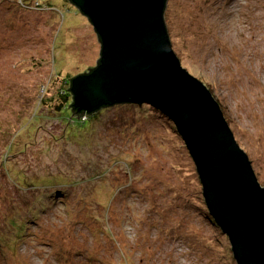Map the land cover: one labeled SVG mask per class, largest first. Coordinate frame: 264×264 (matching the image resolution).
Segmentation results:
<instances>
[{
  "label": "rangeland",
  "instance_id": "1",
  "mask_svg": "<svg viewBox=\"0 0 264 264\" xmlns=\"http://www.w3.org/2000/svg\"><path fill=\"white\" fill-rule=\"evenodd\" d=\"M164 21L181 67L218 103L264 188V0H167ZM99 53L94 29L72 4L0 0V162L16 134L10 155L24 144L30 147L12 162V170L26 165V173L60 170L90 180L85 190L96 196L88 202H104L105 215L112 216L105 227L112 236L100 235L102 253L94 262L83 253L61 261L50 242L67 220L58 203L50 206L46 198L51 209L29 219L18 261L11 256L6 264H236L227 237L214 227L197 193L202 186L181 137L176 130L165 134L172 128H164L160 115L151 117L147 106L145 118L132 126V111L109 109L92 136L97 140H80V149L55 140L64 128L56 115L35 104L56 95L64 80L95 67ZM94 165L102 176L88 174ZM126 171L132 174L126 177ZM15 195L14 183L0 168V199ZM39 227L47 232L41 235ZM63 233L56 241L65 239ZM73 242L80 252L87 249L81 238Z\"/></svg>",
  "mask_w": 264,
  "mask_h": 264
},
{
  "label": "water",
  "instance_id": "2",
  "mask_svg": "<svg viewBox=\"0 0 264 264\" xmlns=\"http://www.w3.org/2000/svg\"><path fill=\"white\" fill-rule=\"evenodd\" d=\"M68 1L101 45L98 66L71 81L75 103L87 114L146 104L165 115L194 162L206 209L235 263L264 264V188L218 103L174 54L164 21L167 0Z\"/></svg>",
  "mask_w": 264,
  "mask_h": 264
},
{
  "label": "trees",
  "instance_id": "3",
  "mask_svg": "<svg viewBox=\"0 0 264 264\" xmlns=\"http://www.w3.org/2000/svg\"><path fill=\"white\" fill-rule=\"evenodd\" d=\"M63 1L70 3L68 0ZM98 43L100 45L99 40ZM99 60L96 66L89 69L86 73H81L64 80L56 95H50L49 98L43 99L42 105L40 103L35 104L39 107L38 111L43 108L46 112H51L54 116L56 115L58 118L57 123L64 128V133L61 136H53L57 142L63 143L64 140L69 142L72 146L76 145L79 149L82 148V145H77L79 144V141H85L93 135L96 136L98 134L97 127L105 122L103 120L105 113H107L109 109H116L120 107H124L127 110L132 111L133 114L130 119H128L129 124L132 126L136 122L139 123L141 121L139 119L145 118L142 113H147V111L142 109V107L147 106V108L151 111V117H154V115H160L165 119L164 128L166 126L172 128V131L167 129L168 131H166L165 134H175L176 129L171 121L160 111L146 104H118L102 107L99 110L88 114L81 110L80 106L74 101L71 92V81L77 76L92 72L98 66ZM44 106L46 108H44ZM134 111L136 112L135 114ZM38 116L39 117H36L38 120H42L46 117L42 115ZM16 139H18L16 134H11V139L5 146V151L1 156L0 162V168L2 171H7L8 180L14 183L16 194L13 198L5 197L4 200H6V203L4 200L0 199V264L1 261L5 264L8 262L11 263V256L13 257V260L16 259L15 261H18L19 256L17 257V248L22 242L27 222L29 219L34 222L42 213V215H44L49 211V209H51L50 206L54 205V203H58L60 207L59 210L64 217L63 220H67L66 224H64V228L57 231L59 235H56L51 242L49 241L50 244L54 246V256H56L57 259H61V261L69 262L70 258L74 255H77L78 253V255H81V253H83V255L87 257H90V255L94 256L92 257V262H94L96 259L95 256L102 253L98 240L100 235L107 237H109V235L112 236V231L105 228L108 221L112 220V216L105 215L106 206L103 204L104 202L101 203L99 200L96 201V203H93L94 205L88 202L87 198L91 197V200H93L96 196L95 193L93 195V192H87V190H85L88 186L91 187V183H89L90 180L85 182V179H73L71 176H68V174L61 172L60 170L46 171L44 173H38L37 171L35 172L30 170L26 173V165H24L23 168L12 170V162L17 160L19 156L22 157L21 155L26 156L27 149L30 147L29 143L24 144V146L22 145L21 148H17L12 152V154L15 155H10L9 152L15 148L14 143ZM48 144L49 141L43 143L46 147ZM16 151L18 154H16ZM127 167L129 166L127 165ZM97 168L99 167H95L94 165V169L91 172H88V174L96 173L102 176V172H95L97 171ZM113 171L114 170H112V172ZM108 173H111V170ZM126 174L127 177L132 173L130 171H126ZM91 180L93 181L95 179L92 178ZM199 181L198 177V184H201ZM84 182L87 185L85 188H82L81 185ZM197 193L200 195L202 202H204V199L202 198V190L200 189V192L198 191ZM146 197L142 198L145 199ZM46 198L50 199V206L45 205L46 201L44 200ZM8 199L10 200L8 201ZM111 200H113L112 197ZM211 222L214 227L219 230L215 222L213 220H211ZM34 225L37 226L36 223H34ZM77 229L78 232H76ZM38 231L41 235L47 232L46 229L42 227H39ZM63 232H66L65 239L56 241V238H60V236L64 234ZM51 238H53V234H51ZM79 238L85 242L87 247V249L83 248L84 250L82 249V252H80V249L75 248L77 245L73 242L74 239L77 242V239ZM74 250L75 252L73 254L72 252ZM102 257H104L103 254L101 258ZM231 260L233 262V257H231ZM71 264H74V262H71ZM118 264L129 263L119 262Z\"/></svg>",
  "mask_w": 264,
  "mask_h": 264
},
{
  "label": "bare ground",
  "instance_id": "4",
  "mask_svg": "<svg viewBox=\"0 0 264 264\" xmlns=\"http://www.w3.org/2000/svg\"><path fill=\"white\" fill-rule=\"evenodd\" d=\"M96 34V33H95Z\"/></svg>",
  "mask_w": 264,
  "mask_h": 264
}]
</instances>
